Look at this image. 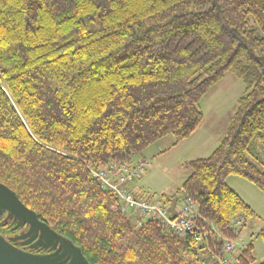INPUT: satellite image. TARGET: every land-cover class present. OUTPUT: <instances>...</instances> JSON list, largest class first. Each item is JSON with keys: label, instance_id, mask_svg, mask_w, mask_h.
<instances>
[{"label": "trees", "instance_id": "trees-1", "mask_svg": "<svg viewBox=\"0 0 264 264\" xmlns=\"http://www.w3.org/2000/svg\"><path fill=\"white\" fill-rule=\"evenodd\" d=\"M228 70L243 93L174 194L225 235L234 215L255 214L226 177L264 192V0H0V183L88 264H206L219 242L133 224L88 166L187 138ZM250 251L237 264L254 261Z\"/></svg>", "mask_w": 264, "mask_h": 264}, {"label": "rangeland", "instance_id": "rangeland-1", "mask_svg": "<svg viewBox=\"0 0 264 264\" xmlns=\"http://www.w3.org/2000/svg\"><path fill=\"white\" fill-rule=\"evenodd\" d=\"M243 90L242 80L234 72L226 71L199 100L197 107L203 114L202 121L187 138L176 141L173 135H166L131 157V163L146 158L150 165L134 181L126 184V187L139 193L153 194V199L157 201L162 195L171 199L176 188L181 186L191 171L186 163L195 158L207 157L218 145ZM175 141L177 143L173 144ZM257 146L259 147L258 144ZM225 182L255 213L249 218L245 215L246 223L234 243L237 251L241 245L251 244L250 253L254 261L247 264H258L264 259V242L258 235L264 230V192L237 175L227 176ZM126 213L131 222L136 224L134 213ZM200 244L205 246L204 242Z\"/></svg>", "mask_w": 264, "mask_h": 264}, {"label": "built area", "instance_id": "built-area-1", "mask_svg": "<svg viewBox=\"0 0 264 264\" xmlns=\"http://www.w3.org/2000/svg\"><path fill=\"white\" fill-rule=\"evenodd\" d=\"M150 165L146 158H140L133 163L110 160L98 168L89 167V172L100 184L111 190L117 198L122 212L134 213L137 223L146 219L159 220L181 236H190L198 243H218L208 248L205 253L206 264H236L239 255L247 245L235 249L234 240L246 223L244 213H238L228 223L232 235H225L213 223L201 218L197 202L189 195H182L171 204L160 203L153 199V194L147 195L127 188L126 184L134 181Z\"/></svg>", "mask_w": 264, "mask_h": 264}, {"label": "water", "instance_id": "water-1", "mask_svg": "<svg viewBox=\"0 0 264 264\" xmlns=\"http://www.w3.org/2000/svg\"><path fill=\"white\" fill-rule=\"evenodd\" d=\"M2 211H6L7 215L14 216V218H17L22 223L29 224V231H33V236L39 233L37 242H40L43 238L47 240H50L52 237L56 239L60 238L59 234L45 222L39 220L35 212L27 208L13 191L0 183V214ZM64 241V246L74 254L67 264H88L79 248L66 238ZM57 242L56 240L54 245ZM53 261L52 258L47 256L26 253L0 236V264H53Z\"/></svg>", "mask_w": 264, "mask_h": 264}, {"label": "flooded vegetation", "instance_id": "flooded-vegetation-1", "mask_svg": "<svg viewBox=\"0 0 264 264\" xmlns=\"http://www.w3.org/2000/svg\"><path fill=\"white\" fill-rule=\"evenodd\" d=\"M0 236L26 253L52 258L54 260L53 264H67L71 257L74 256L64 246L65 237L63 238L59 234V239L55 237L50 240L43 238L40 242H37L39 233L33 236V231H29V224L20 222L14 216L7 215L6 211H2L0 214ZM56 240L58 242L54 245Z\"/></svg>", "mask_w": 264, "mask_h": 264}, {"label": "crops", "instance_id": "crops-1", "mask_svg": "<svg viewBox=\"0 0 264 264\" xmlns=\"http://www.w3.org/2000/svg\"><path fill=\"white\" fill-rule=\"evenodd\" d=\"M220 138H221V137H220ZM161 139H162V138H161ZM176 143H177V142L175 141L173 144H176ZM133 162H134V161H133ZM178 197H179V195L176 196V197L173 196V197H171V199H170V198H168V197L162 195L160 198H158V201H159L160 203H161V202L164 203V201H166V199H167V200H169V201H167L166 203H167V204H171V203H173V202L175 201V199L178 198ZM172 199H173V200H172ZM254 215H255V214H254ZM134 216H135V215H134ZM135 220H136V217H135Z\"/></svg>", "mask_w": 264, "mask_h": 264}]
</instances>
